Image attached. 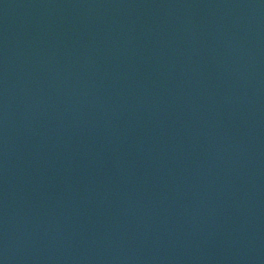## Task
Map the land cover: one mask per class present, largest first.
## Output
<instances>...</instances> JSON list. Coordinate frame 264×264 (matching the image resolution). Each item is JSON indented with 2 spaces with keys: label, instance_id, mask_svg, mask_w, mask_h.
I'll list each match as a JSON object with an SVG mask.
<instances>
[{
  "label": "water",
  "instance_id": "water-1",
  "mask_svg": "<svg viewBox=\"0 0 264 264\" xmlns=\"http://www.w3.org/2000/svg\"><path fill=\"white\" fill-rule=\"evenodd\" d=\"M0 264H264V0H0Z\"/></svg>",
  "mask_w": 264,
  "mask_h": 264
}]
</instances>
